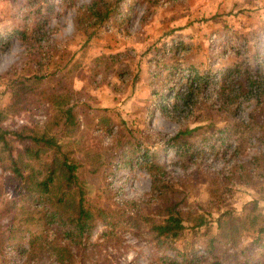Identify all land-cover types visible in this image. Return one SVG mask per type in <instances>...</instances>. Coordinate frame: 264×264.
I'll return each instance as SVG.
<instances>
[{"label": "trees", "instance_id": "obj_1", "mask_svg": "<svg viewBox=\"0 0 264 264\" xmlns=\"http://www.w3.org/2000/svg\"><path fill=\"white\" fill-rule=\"evenodd\" d=\"M120 1L88 0L75 7L72 27L83 36L80 47L117 13ZM55 4L52 0H22L18 21L12 17L8 35L0 38L2 48L15 39L32 57L27 73L6 79L2 88L9 100L0 105V171L4 175L0 180V259L5 260L0 264H5L8 251L34 263L41 258L53 264H88L87 248L98 226L103 237L128 228L145 234L156 249L172 253L170 264H263L262 62L198 71L194 65L178 67L159 61L155 67L162 69L155 73L157 84L151 93L162 102L159 108L165 111L168 103L190 106L175 133L161 141L152 137L147 144L118 131L115 147L101 143L79 146L71 88L55 86L67 79L71 65L64 54L73 52L66 50L54 60L44 47ZM181 84L184 92L177 87ZM32 95L50 106L46 122L41 127H3L7 114L24 109ZM242 98L250 107L237 119V110L244 107ZM107 120L104 115L97 118L102 125ZM251 140L255 151L234 158L225 176L249 192L250 198L239 209L222 204L223 190L229 189L217 185L216 178L200 174L201 182L193 184L169 176L164 165L168 152L181 163L205 151L235 157ZM116 164L141 169L152 199L99 201L101 185L111 191L107 177L119 168ZM93 176L99 179L100 188L90 180ZM6 186L12 188L9 197H4ZM92 189L96 193L90 196Z\"/></svg>", "mask_w": 264, "mask_h": 264}, {"label": "rangeland", "instance_id": "obj_2", "mask_svg": "<svg viewBox=\"0 0 264 264\" xmlns=\"http://www.w3.org/2000/svg\"><path fill=\"white\" fill-rule=\"evenodd\" d=\"M15 1L0 0V38L8 35L12 17L18 21L23 6L22 0ZM52 1L56 3L55 13L47 22L48 45L44 47L50 50L49 55L54 60L66 50L73 52L64 54L71 65L67 79L55 86L71 88L79 146L101 143L115 147L118 131L147 144L152 137L161 141L175 133L190 106L168 103L165 111L159 108L162 102L151 94L157 84L155 73L162 69L155 67L159 61L177 63L178 67L194 65L198 71L206 67L214 71L238 62L252 66L261 61L264 65V0H122L117 13L106 20L83 47H80L83 36L72 27V17L75 7L88 0ZM30 62L32 57L15 39L4 48L0 45V105L9 100L2 92L5 80L27 73ZM177 87L180 92L185 91L183 84ZM242 100H245L244 107L237 110V119L244 117L246 108L250 107L245 98ZM50 114V106L32 95L24 109L7 114L1 124L7 129L21 125L41 127ZM101 115L108 119L103 123L107 125L97 122ZM228 143L231 146L232 139ZM256 148L251 140L243 153L235 157H230L229 153L213 156L205 151L185 163L168 152L164 165L169 176L182 177L193 184L201 182L200 174L216 178L217 185L229 189L223 190L222 204L239 209L250 198L249 192L229 183L225 176L235 159L247 157ZM116 167L119 168L112 176H106L111 191L103 185L100 188L97 176L91 177L100 188L99 201L151 198L147 175L141 169L134 165L116 164ZM3 176L0 171V180ZM11 189L5 187L4 197H9ZM94 193L96 190H90V196ZM136 232L128 228L116 231L114 236L103 237L102 228L98 226L90 238L92 245L87 248L86 263L170 264L171 252L156 249L145 234ZM5 259V264H53L41 258L34 263L14 256L12 251L6 253Z\"/></svg>", "mask_w": 264, "mask_h": 264}]
</instances>
